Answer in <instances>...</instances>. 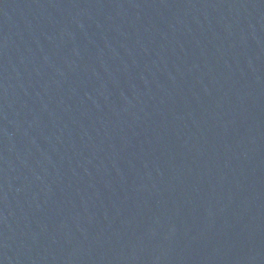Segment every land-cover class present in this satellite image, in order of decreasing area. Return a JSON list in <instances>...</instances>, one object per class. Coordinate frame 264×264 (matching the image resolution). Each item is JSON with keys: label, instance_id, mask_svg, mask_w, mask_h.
I'll return each instance as SVG.
<instances>
[{"label": "water", "instance_id": "obj_1", "mask_svg": "<svg viewBox=\"0 0 264 264\" xmlns=\"http://www.w3.org/2000/svg\"><path fill=\"white\" fill-rule=\"evenodd\" d=\"M0 264H264V0H0Z\"/></svg>", "mask_w": 264, "mask_h": 264}]
</instances>
